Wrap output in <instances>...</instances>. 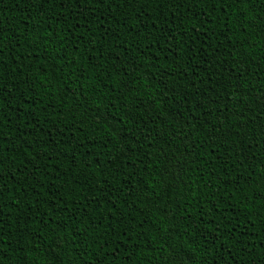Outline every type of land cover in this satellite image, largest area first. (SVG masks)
Wrapping results in <instances>:
<instances>
[{"label":"trees","instance_id":"obj_1","mask_svg":"<svg viewBox=\"0 0 264 264\" xmlns=\"http://www.w3.org/2000/svg\"><path fill=\"white\" fill-rule=\"evenodd\" d=\"M264 264V0H0V264Z\"/></svg>","mask_w":264,"mask_h":264},{"label":"snow or ice","instance_id":"obj_2","mask_svg":"<svg viewBox=\"0 0 264 264\" xmlns=\"http://www.w3.org/2000/svg\"><path fill=\"white\" fill-rule=\"evenodd\" d=\"M179 264H195V261H193L191 257H184L179 260Z\"/></svg>","mask_w":264,"mask_h":264},{"label":"rangeland","instance_id":"obj_3","mask_svg":"<svg viewBox=\"0 0 264 264\" xmlns=\"http://www.w3.org/2000/svg\"><path fill=\"white\" fill-rule=\"evenodd\" d=\"M204 264H206V263H204Z\"/></svg>","mask_w":264,"mask_h":264}]
</instances>
